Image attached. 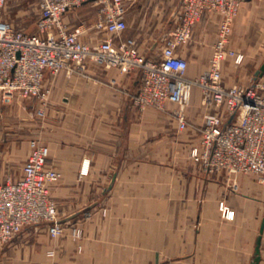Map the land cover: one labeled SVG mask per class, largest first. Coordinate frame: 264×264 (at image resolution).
<instances>
[{
	"label": "crops",
	"instance_id": "crops-1",
	"mask_svg": "<svg viewBox=\"0 0 264 264\" xmlns=\"http://www.w3.org/2000/svg\"><path fill=\"white\" fill-rule=\"evenodd\" d=\"M180 4L132 0L127 27L114 42L135 39L144 57L159 58ZM85 5L95 6L84 3L63 19L82 25V39L92 44L108 34L95 28L97 7L95 23L77 21ZM221 18L206 12L190 39L177 46L188 62V78L208 70ZM228 46L243 60L222 62L224 84L257 82L264 94V73L255 77L264 62V0L241 2ZM141 83L137 69L127 73L88 60L83 70L47 71L44 104L0 97V184L22 175L32 140L46 145L47 163L60 174L50 193L67 227L65 235L53 238L46 222L25 226L3 245V264H264V184L253 173L208 171L190 154L207 112L200 88H192L183 108L188 127L179 130L177 104L159 110L134 103ZM222 204L230 218L222 216ZM76 225L83 232L79 239L70 234Z\"/></svg>",
	"mask_w": 264,
	"mask_h": 264
},
{
	"label": "built area",
	"instance_id": "built-area-1",
	"mask_svg": "<svg viewBox=\"0 0 264 264\" xmlns=\"http://www.w3.org/2000/svg\"><path fill=\"white\" fill-rule=\"evenodd\" d=\"M12 1L0 0V97L10 102L16 97L47 100L50 89L44 85L46 72L83 70L90 60L101 68H118L124 72L138 70L142 83L134 98L140 108L164 110L168 102L179 106L174 111L179 130L188 127L183 111L191 99L193 87L201 90L206 108L199 143L190 154L200 160L208 171L228 174L253 173L264 184V94L257 82L250 85L226 86L221 72L222 62L231 58L241 63L243 54L229 44L232 22L243 0H181L176 24L167 33L161 55L149 59L140 53L135 39L118 44L113 36L127 27L125 12L132 0H35L38 14L37 32L16 28L2 16ZM84 3L98 9L95 28L108 34L88 43L82 39L85 28L71 26L64 15ZM206 12L221 15L215 51L209 68L200 77L185 75L188 62L176 48L187 42L195 24ZM39 115L44 114L41 108ZM49 150L37 140L23 166L22 175L0 184V246L13 240L25 226L46 222L51 237L65 235L67 227L59 221L58 210L50 193L51 184L59 172L47 163ZM222 216L230 218L231 211L221 205ZM70 234L79 239L83 232L71 226ZM52 254V251H50Z\"/></svg>",
	"mask_w": 264,
	"mask_h": 264
},
{
	"label": "rangeland",
	"instance_id": "rangeland-1",
	"mask_svg": "<svg viewBox=\"0 0 264 264\" xmlns=\"http://www.w3.org/2000/svg\"><path fill=\"white\" fill-rule=\"evenodd\" d=\"M82 10H78V22L95 23L96 19V6L89 5L81 6ZM38 9L35 0H18L9 2L3 9L2 16L4 19L11 22L16 28H20L29 32H35L36 19ZM174 27H166L165 34ZM3 246H0V264L5 262V253ZM4 253V254H3Z\"/></svg>",
	"mask_w": 264,
	"mask_h": 264
},
{
	"label": "water",
	"instance_id": "water-1",
	"mask_svg": "<svg viewBox=\"0 0 264 264\" xmlns=\"http://www.w3.org/2000/svg\"><path fill=\"white\" fill-rule=\"evenodd\" d=\"M263 73H264V62L261 65V67L259 68V70L256 71L255 77L262 76ZM263 227H264V219H263V222L261 224L260 233L263 231ZM260 243H261V236H258L257 242H256V248H255V255L256 256H255V260H254L255 262L254 263H256L259 260Z\"/></svg>",
	"mask_w": 264,
	"mask_h": 264
}]
</instances>
